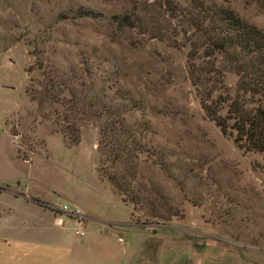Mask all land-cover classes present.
I'll use <instances>...</instances> for the list:
<instances>
[{"label": "rangeland", "instance_id": "obj_1", "mask_svg": "<svg viewBox=\"0 0 264 264\" xmlns=\"http://www.w3.org/2000/svg\"><path fill=\"white\" fill-rule=\"evenodd\" d=\"M229 6L264 33L254 5ZM124 15L131 23L119 27ZM182 36L163 0H0V204L8 191L54 213L75 204L110 218L118 206L107 204L111 194L129 205L132 223L158 231L162 256L174 258L163 264H264V153L237 148L204 116ZM53 74L76 96L104 95L110 137L130 142L126 161L106 162L102 118L81 115L78 141H66L64 98L73 96L45 86ZM235 80L225 73L231 96ZM104 169L124 176L139 199L122 201ZM17 216L27 231L37 228L34 211ZM75 230L86 228L66 236Z\"/></svg>", "mask_w": 264, "mask_h": 264}, {"label": "trees", "instance_id": "obj_2", "mask_svg": "<svg viewBox=\"0 0 264 264\" xmlns=\"http://www.w3.org/2000/svg\"><path fill=\"white\" fill-rule=\"evenodd\" d=\"M241 1L264 13V0ZM163 4L177 19L186 41L188 80L204 116L222 135L230 137L237 148L244 152L264 153V33L241 20L229 6V0H185V6L177 5L174 0H163ZM125 21L131 23L125 15L116 17L119 27ZM225 73L236 77L232 96L223 81ZM45 86L57 88L58 93L60 89L66 90L73 96L69 100L64 98L61 130L68 143L78 141L77 122L82 120L81 115L84 120L102 118L106 121L100 131L105 139L100 140L99 145L103 147L106 162L111 165L116 160L128 159L130 142L110 137L114 135V127L107 120L110 107L103 102V94L90 95L87 90L82 96H76L68 80L56 74ZM50 91H44L47 101L56 103L58 94ZM104 163L103 160L102 165ZM104 170L102 174L121 193L122 201L139 199L133 190L130 191L124 176L118 179L113 172Z\"/></svg>", "mask_w": 264, "mask_h": 264}, {"label": "crops", "instance_id": "obj_3", "mask_svg": "<svg viewBox=\"0 0 264 264\" xmlns=\"http://www.w3.org/2000/svg\"><path fill=\"white\" fill-rule=\"evenodd\" d=\"M3 193H9L11 198L9 202L0 204V264H163L166 262L167 258L162 256L161 246L157 245L158 231H148L132 223L129 205L111 194H108L107 204L118 205L116 215L101 218L84 214L85 220L82 225L86 228L85 233H82L81 238L74 233V238L69 239L65 232L69 227L76 225L73 219H69L63 213H54L45 206L49 205L45 201L41 203L31 200L27 195H16L8 191ZM29 210L35 212L34 220L37 228L34 231H27V226L21 221L22 217L17 216L22 211ZM12 215L14 218H6ZM127 228H130L132 238L127 236ZM174 248L173 246L172 249ZM150 260L153 262H149ZM167 260L171 263L174 258ZM186 264L190 263L186 262ZM192 264H202V261H197L195 258ZM205 264L212 263L206 260Z\"/></svg>", "mask_w": 264, "mask_h": 264}, {"label": "built area", "instance_id": "obj_4", "mask_svg": "<svg viewBox=\"0 0 264 264\" xmlns=\"http://www.w3.org/2000/svg\"><path fill=\"white\" fill-rule=\"evenodd\" d=\"M55 209L57 211H59L60 213H63L67 216H70L73 218L74 222L76 225L78 226H82L84 220H85V216L83 214V212L79 209V207L77 205H71V206H67L66 204H62L59 207H55ZM74 233L78 236L82 235L81 231L75 230Z\"/></svg>", "mask_w": 264, "mask_h": 264}]
</instances>
